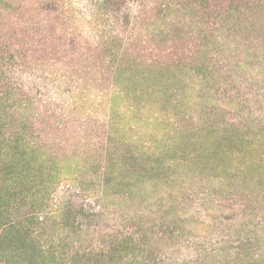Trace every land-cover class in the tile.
<instances>
[{"label": "rangeland", "instance_id": "1", "mask_svg": "<svg viewBox=\"0 0 264 264\" xmlns=\"http://www.w3.org/2000/svg\"><path fill=\"white\" fill-rule=\"evenodd\" d=\"M0 113L26 263L264 261V0H0Z\"/></svg>", "mask_w": 264, "mask_h": 264}, {"label": "trees", "instance_id": "2", "mask_svg": "<svg viewBox=\"0 0 264 264\" xmlns=\"http://www.w3.org/2000/svg\"><path fill=\"white\" fill-rule=\"evenodd\" d=\"M0 115L2 114L0 113ZM8 123L9 121L6 122L2 121L0 116V139L5 137L3 135V130L4 127L6 128V125ZM16 138L17 136H15V139ZM14 143L16 144L19 142L14 141ZM0 149H2V147ZM2 170L4 173L7 172L12 173L13 167L5 166ZM150 171L151 170L148 169V172ZM13 198L14 196L11 197V199ZM16 210L17 207H14V202L12 206H9L7 202L6 204H4L3 201L0 200V255L6 253V251L9 250V253L6 257H12L17 259L18 261L15 260L14 262L15 264H17V262H19V264L20 263L28 264V262L26 263L27 261V255L25 253L26 251L20 250L17 252L16 256H14V250L12 249L14 247H21V245L18 242H16L14 238L12 239L11 237L8 238L9 236L15 234L19 237L18 241L22 240L24 242V240L26 239V237L23 234L19 235L21 233V230H25V228H23L24 225L19 221H17L16 220L17 218L14 217L13 213H15ZM141 232L137 230H130L126 232L127 234L124 235L121 234L114 235L111 241V247L108 248L107 250L103 248L97 250L99 251L97 252L95 251V249L92 248L88 250L87 253H79V251H75L70 256H68V258H66L65 261H67V264H120L119 262L123 260V257H121L122 254L123 256H125V258L130 257L129 259L131 260H127L128 264H132L133 261H135L136 259L142 261L138 264H143V262L145 264H160L159 262L156 261L155 257L152 260L151 256L153 254L151 252H146L144 250H141L142 245H144V243L146 242L145 241L146 235H144V232L143 233ZM136 235H138V237ZM28 241L30 243L35 242V240L32 241L28 240ZM133 242H135V244H133ZM250 242L247 241L245 242V244L239 242L238 244H242V245L239 246L237 245L236 247H234L235 249L234 254L236 256L235 261L240 262L241 258L243 257L250 261V259L254 257L255 252H253L254 250ZM127 244H131L130 248H132L133 252L131 253L123 252L124 251L123 247L124 245ZM139 246H141V248H139ZM244 249H246V251L248 252L245 253ZM33 250H34L33 256L31 257V259H34L35 263L37 262L38 264H45V263L60 264L59 262L55 261V259L52 256H47L43 251L35 250V249ZM134 252L136 253V255L133 254ZM6 257L4 258L5 263L11 262V260ZM258 258L260 259L259 261L260 264H262L264 262L262 259V255H259ZM253 260L258 261L256 259ZM29 264H33V263L30 262ZM123 264H126V262H124Z\"/></svg>", "mask_w": 264, "mask_h": 264}]
</instances>
